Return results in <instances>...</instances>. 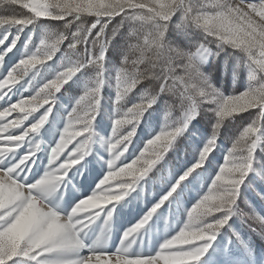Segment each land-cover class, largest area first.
I'll return each instance as SVG.
<instances>
[{"label": "snow or ice", "instance_id": "obj_1", "mask_svg": "<svg viewBox=\"0 0 264 264\" xmlns=\"http://www.w3.org/2000/svg\"><path fill=\"white\" fill-rule=\"evenodd\" d=\"M15 6L27 14L8 11ZM0 10V101L9 104L0 111V264H238L234 241H225L222 232L233 228L234 217L255 221L264 238V216L241 210L249 192L264 205V187L255 189L257 178L264 182V0H0ZM87 17L94 20L86 23ZM43 20L62 21L64 31L44 28L33 51L32 36H21ZM195 31L202 40L192 39ZM121 37L127 43L109 81V49ZM65 42L53 71L45 62ZM226 49L235 56L233 74L247 73L243 90L230 94L204 71ZM38 76L46 81L42 86ZM81 77L82 94L63 114L54 112L56 93ZM106 85L114 95L110 131L102 135L98 116ZM135 91L140 95L124 110ZM11 96L19 98L12 103ZM169 98L179 104L178 119H171ZM44 104L49 106L34 116ZM205 110L215 117L210 135L198 120ZM249 110L255 118L220 164L214 153L222 125ZM17 111L15 119H4ZM142 125L143 150L125 163L121 157ZM94 173L103 179L92 187ZM121 174L131 179L121 181L118 191L101 187ZM98 190L107 195L104 206L94 203ZM65 192L69 201L62 204ZM193 194L199 199L189 209ZM133 205L136 222L119 231L118 245L110 247L119 213ZM233 235L245 264H264L248 240ZM160 236L149 250V241Z\"/></svg>", "mask_w": 264, "mask_h": 264}, {"label": "rangeland", "instance_id": "obj_2", "mask_svg": "<svg viewBox=\"0 0 264 264\" xmlns=\"http://www.w3.org/2000/svg\"><path fill=\"white\" fill-rule=\"evenodd\" d=\"M11 9L8 11L10 12ZM27 10V9H26ZM3 10H0V14H2ZM44 28H50L56 31H64L63 28V22L62 21H49V20H43L37 24V26H29V28L25 29L24 34H22L21 39L24 40L26 36L31 35L33 38V43L30 44V47L32 48L33 51H35V46L39 44V38L43 33ZM3 30L0 29V32ZM15 34V28L11 30L9 33L10 39L11 36ZM174 35V34H173ZM192 39L197 40L203 39V34L200 33L199 31H195L192 34ZM6 43H9V41H6ZM127 41L124 38H119V43L116 48L113 49V57H108L106 61V77L108 78L109 81L112 80L114 76V67L119 64L121 56L120 52L126 45ZM214 44L210 45L211 47ZM215 46V45H214ZM3 46L0 45V49H2ZM18 48L20 52H23V46L18 42ZM67 50V42H65L63 45H61V50L56 53V55L53 57L52 61H46V64L52 65L53 71L59 67L60 65V58L63 55V52ZM232 49H226L224 52H221L219 57L215 59H209L205 64H204V71L206 73H209L212 78V82L214 86L219 88L221 91H223L225 94H230L234 90L239 92L243 90V86L246 85L247 83V73L246 71H241L239 75H234L232 72V68L235 64V56L232 54ZM17 49H13V53H16ZM13 53H10L8 57H6V60H8L10 57H13ZM18 61V57H14ZM2 71V69H0ZM34 71V70H33ZM91 74V73H90ZM31 75V73H29ZM79 75V74H78ZM28 77H25V80H27ZM37 80L41 82V86L44 81L41 77H37ZM74 80L76 79L75 77L73 78ZM83 77H81L80 80L77 82H69V84L63 85L61 87L60 92L56 93L57 96V105L54 107V112L58 111L59 113L63 114L68 108H70L71 103L74 102L73 97H78L80 94H82V82H83ZM23 83V81H21ZM19 87V85H17ZM27 87V85H26ZM32 94L34 95L35 92L33 91ZM25 97H27L28 93L23 94ZM114 95V89L111 86L106 85L104 90L102 91V101H101V113L98 116V123H99V128L97 129L98 131H101L102 135H106L108 131H110V117L112 115V97ZM140 95V91H135L134 94H129L128 97V103H126L124 110H126L127 107L131 106V102L135 101L136 98ZM18 96H11V102L15 103L16 100L18 99ZM168 103L173 105L171 109V119H178L181 115L180 107L177 102H175L173 99L169 98ZM9 104H5L3 101H0V111L3 110L4 107H8ZM49 105L44 104L42 107L38 108L36 112L33 113L34 116H38L39 114H42L44 109L47 108ZM163 109V104L161 105ZM209 106H204L205 109H207ZM166 111V109H164ZM18 111L11 113L9 116H7L4 119L7 120H13L18 116ZM246 114L244 116V120L240 126H234L230 127L228 126L227 128L224 127V124L221 127L220 130V135L218 137V145H219V150L215 151L214 153V160L218 161L220 164L223 163V156L227 154V149L231 148V144L233 139L239 135V132L242 130L244 126H246L247 123H249L253 118L256 116V111L255 110H249L248 112L242 113ZM147 115V114H146ZM51 118V116H50ZM231 119V124L235 122V119ZM29 120H31V117H29ZM200 125L204 128L206 134L208 133L209 135L211 134V125L215 122V117L214 114L211 111L205 110L202 112V115L200 118H198ZM0 122H3V119H0ZM143 122V120H142ZM28 122L25 121V124ZM164 123V117L163 114L161 113L159 117V126H163ZM195 123V122H194ZM127 129H125L126 131ZM158 130V129H157ZM16 134H19V130H14ZM143 125L142 128H138V137H133V144L129 146V152L125 153V157H129L128 159H125V157H121L122 160L125 161V163L131 164L132 159H134L136 156L139 155V150H143V145L141 144V138L143 137ZM75 141H73V144ZM73 144H70L68 146V149L70 150L73 147ZM27 146H25L26 148ZM139 149V150H138ZM19 151V150H17ZM63 159V157H61ZM42 167L46 165V161L42 162ZM119 164V161L117 162ZM264 163V161H262ZM121 167L123 165H120ZM140 165H136L134 167H139ZM207 167V164L205 165ZM215 167V164H214ZM216 171H218V167L216 168ZM103 173H94L93 175L96 177V180H90L89 183L92 185V187L95 186V182L98 183V179H103L102 176ZM105 175L107 172L105 171ZM214 175V173H213ZM131 177L126 175V174H121L119 176H113L110 178L107 182L106 185H102V188H106L108 185H111V191H118V185L121 181L124 180H130ZM258 183L255 186L256 191L258 192L260 188L264 187V182H260L259 178H257ZM208 184L210 185V181H208ZM84 189L81 188L79 192L76 193V196L79 197L81 194H83ZM91 194V193H89ZM207 194V186H205L200 193V195ZM97 199L94 201V203H99L101 206H104V201L107 199V195L103 191H97L96 193ZM249 197L250 199L246 200L244 204L241 205V210L245 213H247L249 216L252 215L253 211H255L256 214H259L261 216H264V205H262V201L260 198L255 195L253 192H249ZM127 198V197H125ZM190 203H188L187 207L190 209L193 204L197 202L199 197L195 196L193 194V197H190ZM69 201V196L65 192L64 195V201H62V204L64 202ZM239 203V201H238ZM143 202H141L140 207H143ZM119 207V206H118ZM94 209L88 208V211H93ZM137 209L136 206L133 205L131 207V210L128 207H125L120 213H119V221L118 223H114L113 225V234H112V245H118V232L122 231L123 228H126L129 226L130 223H135L136 222V213ZM181 219L184 221L187 220V215L185 212V209L182 207L181 208ZM166 215H168L166 213ZM209 221H211V217L208 218ZM233 228L228 229L226 232H223V238L225 241H228L231 239L234 241L232 244V253L238 258V264H245L244 258H243V252L238 246V243H236V236L233 235V232H238L240 236L243 239L248 240L251 243V251L255 252V259L261 260L264 259V238H262L258 232H259V225L251 220L247 219L246 222L242 221L239 217H234L233 218ZM99 223V222H98ZM182 226V225H180ZM251 226V227H249ZM255 228L257 231H252V229ZM178 230V227L175 223H173L172 228L169 229L171 234L175 235L176 231ZM162 239V236H160L157 239L150 240L149 244L147 245L148 249L151 250L156 244H158L159 240ZM217 259L223 260L227 259V255L224 256H218L216 257Z\"/></svg>", "mask_w": 264, "mask_h": 264}, {"label": "trees", "instance_id": "obj_3", "mask_svg": "<svg viewBox=\"0 0 264 264\" xmlns=\"http://www.w3.org/2000/svg\"><path fill=\"white\" fill-rule=\"evenodd\" d=\"M27 11L28 10H26V9L20 7V6H15L14 8H11V10H10V12H15L18 15H20V14H27ZM118 19L119 18H117V20ZM93 20H94V17H87L85 19V22L86 23H90ZM73 30H74V28H73ZM212 47L215 48L214 45ZM108 57H113V49H112V47H110V49H109ZM153 88H154V85H153ZM244 115H246V114H240L239 116H237L235 118V122L233 124H231V119L230 118L227 119V120H225L224 127L227 128L228 126H230L232 128L234 126H240L242 124L243 120H244V117H246Z\"/></svg>", "mask_w": 264, "mask_h": 264}]
</instances>
